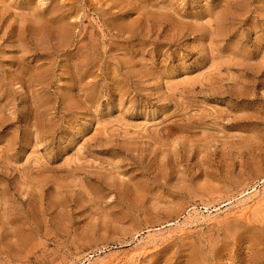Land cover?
I'll list each match as a JSON object with an SVG mask.
<instances>
[{
	"label": "rangeland",
	"instance_id": "374dc122",
	"mask_svg": "<svg viewBox=\"0 0 264 264\" xmlns=\"http://www.w3.org/2000/svg\"><path fill=\"white\" fill-rule=\"evenodd\" d=\"M0 264H264V0H0Z\"/></svg>",
	"mask_w": 264,
	"mask_h": 264
}]
</instances>
